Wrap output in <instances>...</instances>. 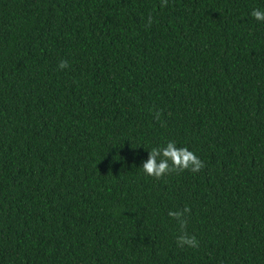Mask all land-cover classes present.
Wrapping results in <instances>:
<instances>
[{
    "label": "trees",
    "instance_id": "16d2710c",
    "mask_svg": "<svg viewBox=\"0 0 264 264\" xmlns=\"http://www.w3.org/2000/svg\"><path fill=\"white\" fill-rule=\"evenodd\" d=\"M256 8L0 0V264H264ZM169 140L201 171L145 176Z\"/></svg>",
    "mask_w": 264,
    "mask_h": 264
},
{
    "label": "clouds",
    "instance_id": "9594fccd",
    "mask_svg": "<svg viewBox=\"0 0 264 264\" xmlns=\"http://www.w3.org/2000/svg\"><path fill=\"white\" fill-rule=\"evenodd\" d=\"M252 17L258 23H264V9L256 8L251 13ZM68 67L66 60H61L58 63V68L63 70ZM147 159L144 160L138 168L145 176L154 179H162L163 177L179 173L183 171H190L198 173L204 167L203 161L187 147L178 146V144L169 140L163 145L152 147L147 151ZM190 209L185 207L182 211H169V218L178 222L181 233L177 237V244L180 247H196L198 242L196 237L188 234L185 229L187 226L186 216Z\"/></svg>",
    "mask_w": 264,
    "mask_h": 264
}]
</instances>
